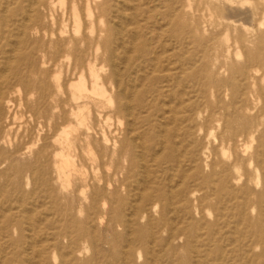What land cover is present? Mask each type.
Masks as SVG:
<instances>
[{"label":"rangeland","instance_id":"obj_1","mask_svg":"<svg viewBox=\"0 0 264 264\" xmlns=\"http://www.w3.org/2000/svg\"><path fill=\"white\" fill-rule=\"evenodd\" d=\"M0 264H264V0H0Z\"/></svg>","mask_w":264,"mask_h":264},{"label":"bare ground","instance_id":"obj_2","mask_svg":"<svg viewBox=\"0 0 264 264\" xmlns=\"http://www.w3.org/2000/svg\"><path fill=\"white\" fill-rule=\"evenodd\" d=\"M134 10V9H133ZM125 11V10H124ZM123 15V14H122ZM24 24H25V22H24ZM125 29V28H124ZM123 32V31H122ZM152 68V67H151ZM68 150V149H67ZM153 160V159H152ZM132 214V213H131ZM131 219V218H130ZM130 219H129V221H130ZM126 220V219H125ZM85 228V227H84ZM127 228H129V227H127ZM81 232H82V234L84 233V230L82 229L81 230ZM129 234H130V232H129ZM127 235H128V233H127ZM131 237V236H130ZM128 242H130V241H128ZM75 249V248H74ZM122 251V250H121ZM124 251H126V250H124ZM124 254H125V252H124ZM30 261V260H29ZM30 263V262H29Z\"/></svg>","mask_w":264,"mask_h":264}]
</instances>
